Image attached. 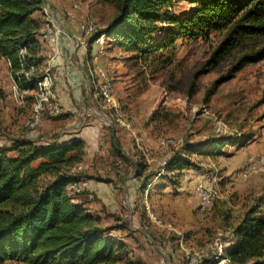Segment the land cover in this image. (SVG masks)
I'll return each mask as SVG.
<instances>
[{"label": "rangeland", "instance_id": "374dc122", "mask_svg": "<svg viewBox=\"0 0 264 264\" xmlns=\"http://www.w3.org/2000/svg\"><path fill=\"white\" fill-rule=\"evenodd\" d=\"M45 1L49 18L54 21L58 11L61 22L73 29L81 22H93L96 32L100 33L115 16L113 6L97 0ZM175 1V12L179 15L195 7L193 0ZM77 34L78 31L75 36ZM66 40L70 41L68 52L71 54L73 38ZM220 42V35H212L208 40L180 39L173 48L160 52L158 61L148 64L127 61L123 53L108 50V59L115 62L102 70L111 79L113 101L111 110H103L105 120L100 121L104 122L106 130L113 128L116 132H124L130 146L139 142V148L129 153L146 164L147 174L152 176L149 184L153 185L144 190L147 195L139 193V203L134 209L124 206L123 196L114 197L107 187L110 181L119 180L125 171L112 167L109 170L103 165H97L102 169L95 171L90 165L81 163L75 165L71 173L73 182L81 179L88 183L87 190L78 194L76 201L97 214L103 225L111 228V236L127 246L128 252L120 264H187L189 251L201 255L203 262L208 261L215 237L222 233L226 241V228L220 215L235 220L251 202L264 204V172L248 179L242 177L244 169L264 155V60L236 71L233 68L247 46L213 61V53ZM92 44L91 40L85 50L90 51ZM73 69L76 71L70 77L73 85L91 86V94L96 93L100 79L94 69L89 84L81 66ZM225 77L228 79L224 80ZM0 86H10L9 73L1 61ZM209 90L212 92L206 97ZM8 92L0 89V96ZM33 98L36 102L37 98ZM91 100L93 108L102 105L93 96ZM12 110L8 99L0 102V148H10L15 136L27 131L23 124L29 113L20 124L23 130L14 135ZM85 118L80 120L81 127H89L92 123L93 117ZM214 143L219 147H213ZM170 152L171 157H168ZM173 154L176 159L188 160L191 164L179 177H172L177 183L175 187L168 181L162 185L164 175H159L165 174L162 164L173 158ZM104 158L102 155L101 159ZM199 184L219 194L213 207L205 212L198 211L195 190ZM164 186L169 190L161 191ZM145 199L149 213L144 207ZM122 210L133 213L129 215ZM262 210L264 212V205ZM151 216L162 224L171 225L177 232L159 228L151 222ZM121 223H126V230H119L117 224Z\"/></svg>", "mask_w": 264, "mask_h": 264}, {"label": "trees", "instance_id": "16d2710c", "mask_svg": "<svg viewBox=\"0 0 264 264\" xmlns=\"http://www.w3.org/2000/svg\"><path fill=\"white\" fill-rule=\"evenodd\" d=\"M97 1L115 8V16L106 29L89 36L94 45L103 38L100 54L117 50L128 57L127 61L148 64L158 61L159 53L173 48L180 39L208 40L212 35H220L213 61L241 46L247 48L233 68L236 71L264 60V0H193L195 7L180 15L175 12V0ZM46 4L45 0H0V58L9 65L10 74L21 90H38L37 99L41 84L49 77V73L44 74L45 42L41 36L46 23L42 10ZM91 40L87 39V43ZM107 110H111L110 106ZM47 115L48 112L43 113L44 119ZM213 147L219 146L214 143ZM115 155L129 162L118 144ZM172 157L164 167L163 180L175 187L177 183L172 177H179L191 164L176 159L175 154ZM84 158L82 140L38 147L33 141L18 139L10 148H0V264L124 261L127 246L111 236V228H106L98 215L69 197V185L74 179L71 170L83 163ZM132 165L134 177L144 192L152 176L147 174L143 161ZM261 203L256 201L245 208L235 220L220 215L235 240L226 250L232 264H264ZM117 225L119 230L127 229L126 223Z\"/></svg>", "mask_w": 264, "mask_h": 264}, {"label": "crops", "instance_id": "0c3cea01", "mask_svg": "<svg viewBox=\"0 0 264 264\" xmlns=\"http://www.w3.org/2000/svg\"><path fill=\"white\" fill-rule=\"evenodd\" d=\"M57 12L58 11H56L54 16V22L62 26L66 32V34L59 39L57 50H60V52L58 55H54L52 50L46 44H44V51L42 55L45 58L44 72L45 74L49 73L51 88L53 87L52 90L58 97L60 105L63 106L68 113L60 117H50L47 115L43 126L39 128L40 130L38 132H36L37 130L32 131L26 128L27 131L25 132V134L19 135V131L23 130L22 128H20V124L23 123V119L25 118L24 116L26 115V113L31 114L35 106L36 102L33 97L35 96L37 98L38 90H21L16 85L13 77L10 74L9 65H7L6 62L1 58V63L6 67L9 73L10 86H3L5 88H2V86H0V89H7L9 91V94H5L3 97L0 96V102L8 99L13 108L11 113V129H13L12 132L14 133V135L18 134L15 136V140H30L35 142L36 146L38 147L63 145L74 140H82L85 143V158L84 162L82 163L83 165H90L95 171H99L100 169H102L97 165L106 166V168L108 167L109 170L112 167L114 168V170L125 171L124 174H120L119 180L116 178L119 183H117L116 180H112L109 184H106L108 185L107 187L111 189L114 197H119V195L123 196L122 199L124 206L129 205L130 208H134L136 204L139 203V200H137L139 199V193H142L143 191L141 189L142 186L140 181L135 178L133 174L134 167L132 163H135L137 161V157H135L134 155L131 156L129 151H131V153H134L135 149L137 147L139 148V142L137 141L134 146H130L125 139V136H123L124 132H116L113 128H107V130L104 129V122L100 121L105 120V114L103 112V102L100 100L102 105H99L98 108H93L91 96H93V98H95L96 100L97 98L95 97V93L91 94L92 87L74 86L71 81L73 79L71 78L70 80V77L76 74V71H74L73 69L74 66H81L85 73L87 83L89 84L90 77L93 79V72L97 73L96 69H107L109 68V66L111 67L112 63H114L115 61H110L111 59H108L110 54L108 50V53L105 52L104 54H100L98 51V47L94 44H92V48L90 51L80 49L76 52L73 51L70 54L68 52V48H70V41L66 39L73 38L78 31V27L76 26V28L73 29L71 28V26H69V24H66L63 21L61 22L60 12H58V14ZM93 69L94 71L92 72ZM96 88H94L93 90H96ZM87 99L89 101L86 103ZM94 112H99L100 117H98L97 114H94ZM85 115L90 118L93 117L91 119L92 123L89 127H81L80 120H85ZM115 144L119 145L122 154L129 159V162H123L115 155ZM102 155L105 157L104 159H101ZM168 157H171V152L168 154ZM102 161H104L103 164ZM162 183V185L166 184V180H164ZM152 185L153 183L147 185L145 190L151 188ZM160 190L164 192L169 190V188L161 187ZM143 193L141 195H144ZM145 194L147 195V193ZM146 201L147 199H145V201L143 202L145 208L147 205ZM198 203L199 202H197V204ZM253 204H255V202H251L250 205ZM261 204L262 206L264 205L263 203ZM245 208L243 209V211L245 210ZM121 212L128 213L129 215L133 213V211L131 212L130 210H128L127 212L126 210H122ZM216 217L220 219L219 215H217ZM189 221L192 224L194 222L193 217ZM159 228L177 232L171 225L168 224H164L163 227ZM225 231L226 250H228L234 245L235 240L233 238L231 229L226 228Z\"/></svg>", "mask_w": 264, "mask_h": 264}, {"label": "bare ground", "instance_id": "6f19581e", "mask_svg": "<svg viewBox=\"0 0 264 264\" xmlns=\"http://www.w3.org/2000/svg\"><path fill=\"white\" fill-rule=\"evenodd\" d=\"M42 13L45 17H47L46 23L42 26L41 34L46 35L47 37H54V31H55V22L52 20V18H49L50 15L48 13L47 8H43ZM96 31V25L93 22H83L80 24V30H78V34L75 36V44L81 47V49H85L88 45L87 40L85 37H83V34L85 36H92ZM83 32V34H82ZM60 37H54V50H57L58 44H59ZM103 38H99L95 45L98 47L99 53L103 50ZM47 45V43L45 42ZM98 78L100 79L99 82V89L95 93V97L99 100H102L103 102V108L104 110L108 109V106H110V103L113 101V96L111 93V81L108 78L107 74L104 70H102V73L100 75V70L97 71ZM41 91L40 95L37 99V104L31 113L30 117L26 120L24 127L29 130H38L43 125H38V123H44L45 119L43 117L44 112H48L47 105L49 106V113H51V116L53 117H60L68 113L67 111H63V106L60 105L58 97L54 94L52 88H51V82L49 77H47L43 83L40 86ZM110 102V103H109ZM96 114H100L99 112H96ZM120 121V120H119ZM119 123V122H118ZM120 124V123H119ZM251 166H254L252 170L246 171L245 169H248V166L244 169L242 172V177L244 179L250 178L252 175H255L259 172H264V155L260 156L255 162L250 163ZM249 164V165H250ZM163 166L166 165L164 162L162 164ZM81 166H79L78 169ZM161 167V166H160ZM76 170V169H75ZM77 172V171H76ZM81 173V172H80ZM158 175V174H157ZM159 175H164V173H160ZM158 175V176H159ZM82 183H87L85 180H77L75 182H72L69 185V197L75 200L76 196L78 194H82ZM216 191V190H215ZM213 190H209V197L212 198V205L214 204L215 200L217 199V194ZM219 195V194H218ZM212 205H204L201 207V204L199 202L198 205V211L199 212H205L209 208L212 207ZM147 212L149 213V206L146 205ZM150 220L152 223L159 227H163V224L160 220H158L156 217L153 216L150 217ZM218 240H220V247H218ZM212 245V254L210 256V263L209 264H232L227 256L226 253V243L223 234H218L217 237H215ZM189 250V249H188ZM191 252V251H189ZM187 253V264H200L204 259L201 255L197 253ZM185 254V253H184ZM205 257V256H204ZM207 257V256H206ZM186 259V256H185Z\"/></svg>", "mask_w": 264, "mask_h": 264}, {"label": "built area", "instance_id": "2783aa9c", "mask_svg": "<svg viewBox=\"0 0 264 264\" xmlns=\"http://www.w3.org/2000/svg\"><path fill=\"white\" fill-rule=\"evenodd\" d=\"M82 23V22H81ZM78 30H80V23L78 24ZM66 34L65 30L63 29L62 26L58 25L56 22H55V31H54V37H62ZM83 34V32H82ZM42 36V39L44 40V42L47 43V46L52 50L53 54L54 55H58L60 50H54V37H47V34L46 35H41ZM83 37L86 38V40L89 38V36H85L83 34ZM72 43H73V51H78L79 49H81V47H79L78 45L75 44V36L73 37V40H72ZM102 73V69H100V75ZM110 103V102H109ZM49 106L50 105H47V108H48V116L51 117V113H49ZM63 111H67L64 107H63ZM94 114H96V112H94ZM98 117H100V114H97ZM44 123H38V125H43ZM254 166H251L248 165V169H245V172L246 171H249V170H252ZM87 187H88V183H82V190L83 192H85L87 190ZM209 190L208 188H206L204 185L202 184H199L197 187H196V195L198 197V200L201 204V207H203L204 205H212V198L209 197ZM218 247H220V240H218Z\"/></svg>", "mask_w": 264, "mask_h": 264}]
</instances>
